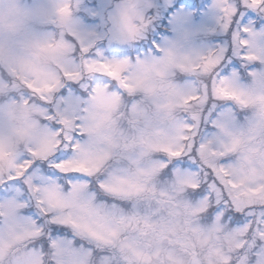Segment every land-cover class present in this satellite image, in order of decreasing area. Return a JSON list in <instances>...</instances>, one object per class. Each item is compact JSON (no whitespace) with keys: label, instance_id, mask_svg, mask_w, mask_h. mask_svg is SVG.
<instances>
[{"label":"snow or ice","instance_id":"6c2138e0","mask_svg":"<svg viewBox=\"0 0 264 264\" xmlns=\"http://www.w3.org/2000/svg\"><path fill=\"white\" fill-rule=\"evenodd\" d=\"M145 7L146 32L150 20ZM215 7L223 35L215 38L213 47L190 56L183 66L188 74L179 77L181 96L189 103L201 100L196 77L211 66L212 95L203 99V111L178 121L174 135L155 146V155L143 162L117 160L110 154L96 132L89 94L107 86L116 101L134 112L139 97L132 68L142 59L137 53L143 48L166 54V48L153 44L155 34L135 50L107 54L90 50L81 40L79 52L92 74L91 84L67 72L51 86L52 96L59 89L58 99L50 103L47 94L34 97L46 110V139L29 146L0 177V201L21 206L36 244L45 251L58 241L65 264H81L85 256L88 264H173L160 229L177 220L190 232L198 225L224 227L237 245L224 264H264V169L246 180L231 153L234 142L224 131L248 115L239 110L238 97L226 93L235 87L238 75L248 80L262 67L249 63L254 57L247 51V37L252 29L264 31V0L259 5L255 0H229ZM253 43L264 51V36ZM26 87L29 98L33 91L40 92ZM69 88L76 95L69 96ZM53 192L58 200H53ZM60 237H69L71 247Z\"/></svg>","mask_w":264,"mask_h":264},{"label":"rangeland","instance_id":"374dc122","mask_svg":"<svg viewBox=\"0 0 264 264\" xmlns=\"http://www.w3.org/2000/svg\"><path fill=\"white\" fill-rule=\"evenodd\" d=\"M255 2L259 5L260 0ZM136 3L122 0L113 12V0H0V118L6 117L9 124L7 134H0V177L9 173L29 146L46 139L47 125L42 123L46 110L34 97L47 94L50 103L58 99L59 89H55L56 96L50 89L67 72L82 75L91 84L92 74L79 52L81 40L90 50L107 54L114 49L135 50L155 34L153 44L166 48V54L159 57L152 55V49L141 48L137 53L142 59L132 68L139 97L134 112L116 101L107 86L89 94L96 132L115 159L133 163L151 158L155 146L174 135L178 121L203 111L202 101L211 97L215 82L211 66L196 77L201 100L189 103L181 96L179 77L188 74L183 66L190 56L213 47L215 38L223 35L215 4L228 5L229 0H181L179 7L177 0H146L150 20L146 32L144 6L136 9ZM33 24L38 33L30 30ZM262 36L264 31L252 29L247 37V51L254 57L249 63L262 67L250 73L248 80L238 75L235 87L226 93L238 97L239 110L248 113L243 122L224 130L234 142L231 153L246 180L264 169V51L253 43ZM235 40L239 52V32ZM26 85L40 92L33 91L29 98ZM68 94L76 95L71 88ZM51 196L59 199L56 192ZM33 233L17 202L0 201V264H65L58 241L45 251ZM160 233L173 264H224L230 259L227 253L237 247L224 227L198 225L190 232L177 220ZM58 239L69 247L73 243L69 237ZM81 264H88L87 256Z\"/></svg>","mask_w":264,"mask_h":264},{"label":"clouds","instance_id":"9594fccd","mask_svg":"<svg viewBox=\"0 0 264 264\" xmlns=\"http://www.w3.org/2000/svg\"><path fill=\"white\" fill-rule=\"evenodd\" d=\"M113 3H114L113 12H116L118 10L117 6L122 3V0H113ZM52 27H53V30H55L54 26H52ZM34 28H35V24L30 25V30L35 32V33H38L37 31L34 30ZM152 55L161 56L162 54L156 53V52H152ZM26 94H27V92H26ZM43 122L44 121H42V123ZM8 127H9V124H8L7 118L6 117L0 118V134H7Z\"/></svg>","mask_w":264,"mask_h":264},{"label":"water","instance_id":"95a60500","mask_svg":"<svg viewBox=\"0 0 264 264\" xmlns=\"http://www.w3.org/2000/svg\"><path fill=\"white\" fill-rule=\"evenodd\" d=\"M146 4V0H137V3L134 5L136 9L143 7Z\"/></svg>","mask_w":264,"mask_h":264}]
</instances>
